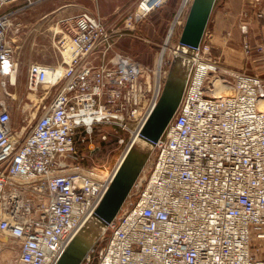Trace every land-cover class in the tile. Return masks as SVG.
<instances>
[{
    "label": "built area",
    "instance_id": "2783aa9c",
    "mask_svg": "<svg viewBox=\"0 0 264 264\" xmlns=\"http://www.w3.org/2000/svg\"><path fill=\"white\" fill-rule=\"evenodd\" d=\"M16 1L0 0V8ZM167 1L141 0L138 14ZM17 13L0 16V238L15 241V264H56L117 168L86 167L78 148L98 126L142 128L158 102L162 60L152 88L151 72L114 52L112 31L89 13L73 16L57 35L60 62L27 68L26 90L53 94L19 136L8 104L18 76L8 37ZM191 51L177 113L152 145L148 174L98 239L96 264H264V80L220 70L206 45Z\"/></svg>",
    "mask_w": 264,
    "mask_h": 264
},
{
    "label": "rangeland",
    "instance_id": "374dc122",
    "mask_svg": "<svg viewBox=\"0 0 264 264\" xmlns=\"http://www.w3.org/2000/svg\"><path fill=\"white\" fill-rule=\"evenodd\" d=\"M179 1L180 0H168L166 3L168 4L169 2L170 4H168V8L165 4L160 9L151 12L145 17H141L138 14V6L141 2L140 0L127 15L125 14V21L129 20L127 27H130L131 31H136L135 26L137 24L146 27L149 26V23L145 22V20L151 17L153 13L166 7V25L157 30L158 32H149L148 35L149 38L157 41V47L143 41L144 39L142 36H145L143 33L141 36L139 33L135 32V34L133 33L130 35L131 37L135 36V38L130 37V41H127V38L124 35L127 34V31H129L127 29L122 30L124 32H122V34L120 33V35H124V37L119 38L114 47L115 53L123 57L130 58L138 63L146 75L151 72L149 73V76L152 88L156 83L154 76L155 71L157 76L160 73V65L158 66L157 63L155 64V59L165 51L162 58L160 77V83L162 84L160 92L161 88L164 86L163 84L168 74L170 64L175 58L173 53L178 47V38L193 2V0H189L185 9L179 14V16L177 15V17H175L174 15L173 19V12L176 9L175 6L180 3ZM234 9L238 17L235 19L236 22L244 19V17L239 18V14L241 12L242 14H247L249 16L247 18L248 20H250L251 17L252 23L248 25L247 33L245 35L242 34L240 28L238 29V24L236 23L235 29L224 32L221 37L222 41L225 42L227 55L219 58V54L221 53L215 50L217 48L213 46L215 49H212V46L209 43H206L210 49L209 56L211 59L213 58L212 60L217 58L220 59V61L218 59L219 62L215 60L220 70L235 73L243 72L264 80V4L261 1L241 0L240 3L237 5L235 4ZM15 12L18 13L12 20L8 37L13 43L14 59L18 63V76L16 80V87L9 90V93L12 95V99L8 100V104L11 109V127L17 135L23 136L28 126L32 125L39 117L40 107L48 103L51 95L53 94L52 90L45 87L39 88L34 93L28 92L26 90L27 68L31 64L53 67L60 62V55L58 54L55 46L57 37L54 34H60V27H41L40 31H36L35 29V34H33L31 26L26 22L27 17L25 15V4H21V1H19L7 4L0 8V16ZM168 13H170L169 16ZM254 13L255 16H262L260 18H252V14ZM158 19V17L152 16L149 22H153V25L156 26ZM171 31L172 34L167 42L166 39ZM202 44L204 45V39L201 45ZM145 61L148 63H144ZM224 62L226 64H224ZM94 63L99 64L100 60L96 59ZM227 65H229V67ZM218 78H220V74L217 73L216 75H213L210 79L211 83ZM226 93V91H223V95H226ZM131 131H133V129H131ZM102 136L106 137V141H102ZM132 138L133 134L131 133L118 130L111 126H98L94 129V133L90 137L89 142L82 147H79L78 150L86 157V161L84 163L86 167L100 169L103 173L111 172L122 160L123 155L132 141ZM120 141H122V143H119ZM147 159L144 168L142 169V174H140L141 176L139 175L137 178L139 181L136 186L141 183L143 176L148 174L152 166L154 154H151ZM107 236L108 233L105 234V238ZM253 244V246L259 245L258 242H254ZM100 246H102V244L98 242L95 247H93L95 254L91 256L88 264H96V252ZM17 254L18 249L15 241L11 239L3 240L0 238V264H15ZM82 264H86V262H83Z\"/></svg>",
    "mask_w": 264,
    "mask_h": 264
},
{
    "label": "water",
    "instance_id": "95a60500",
    "mask_svg": "<svg viewBox=\"0 0 264 264\" xmlns=\"http://www.w3.org/2000/svg\"><path fill=\"white\" fill-rule=\"evenodd\" d=\"M215 1L216 0H202L198 6L196 0L192 2L179 37L178 47H185L189 50L198 49L202 43ZM174 61L175 58L170 64L160 98L139 131V138L151 146L159 140L165 128L175 115L189 76L190 67L181 76L175 71ZM144 165L145 163L143 162L126 158L117 166L112 181L93 215V218L104 227L110 224L117 216L126 197L141 174ZM85 234V228L78 232L56 264L83 263L84 259L99 239L98 238L83 254L73 259V251L81 240H83Z\"/></svg>",
    "mask_w": 264,
    "mask_h": 264
},
{
    "label": "crops",
    "instance_id": "0c3cea01",
    "mask_svg": "<svg viewBox=\"0 0 264 264\" xmlns=\"http://www.w3.org/2000/svg\"><path fill=\"white\" fill-rule=\"evenodd\" d=\"M19 1H21V4H25V15L27 17L26 22L28 25L31 26L33 30L32 32L33 34H35V29L36 31H40L41 27H45V26H51V27L59 26L60 32L64 33L63 28H66L69 25L68 23L65 22L66 20L81 13H89L92 16H94L96 19H98L99 22L104 27H107V29H109L116 35V42L119 40V38H123L124 35L127 38L126 40L130 41V37H131L130 35L133 33L135 34L136 32L139 33V35L141 36L143 33V35H145L142 36L144 39L143 41L152 44L154 47H157L156 44L157 41H154L155 39H151L148 37L149 32H158L157 30H159L162 26L166 25L167 17H165V12H166L165 8L166 7L168 8L170 5L168 2L169 5L166 4V7H164L160 11L153 13L151 17L146 19L145 22L149 23V26L146 27L137 24L135 26L136 31H131L130 27H127L129 20L125 21V17H126L125 14L127 15L129 11L133 9L136 3H138L140 0H27V1L19 0ZM240 1L241 0L215 1L203 39H204V45L207 46V44L209 43L212 46V49H215L213 48V46L217 48L215 50L221 53L219 54V58L225 57V55H227L225 42L222 41L221 39L223 33L235 29L236 23L238 24V29L241 26L248 27V25L252 23L251 17L250 20H248L247 18L249 16L247 14H242V12L239 14V18L244 17V19L243 20L241 19L238 22H236L235 19L238 17L235 13L236 11L234 9V6L235 4L237 5L238 3H240ZM175 7L176 9L173 12V19H174V15L175 17H177V15L179 16V14L182 12L180 10V3ZM169 15L170 13H168V16ZM152 16L159 18L157 20L156 26L153 25V22H149ZM255 17H256L255 13L252 14V18ZM126 29L129 30L127 31V34L120 35V33L122 34V32H124L122 30H126ZM54 34L57 37V34L56 33ZM131 38H135V36ZM167 40L169 41L168 37L166 41ZM219 58L214 60L218 61ZM158 60L159 57L155 59V64L158 62ZM146 62L147 61H145L144 63ZM224 64L226 63L224 62ZM227 66L229 67V65Z\"/></svg>",
    "mask_w": 264,
    "mask_h": 264
},
{
    "label": "bare ground",
    "instance_id": "6f19581e",
    "mask_svg": "<svg viewBox=\"0 0 264 264\" xmlns=\"http://www.w3.org/2000/svg\"><path fill=\"white\" fill-rule=\"evenodd\" d=\"M201 1L202 0H196L197 6L200 4ZM153 2H155V0H150V3L151 4ZM171 34H172V31L170 32V34L168 36V39L171 36ZM167 42H168V40H167ZM167 42H166V44H167ZM164 52H162V54L159 56V60L157 62V65L158 66L161 63V60H162L163 55H164ZM192 53L193 52L191 50H189V49H187L185 47H179L177 49V51H175L173 53L175 55V61H174V63H175L174 65L175 66H174V68H175V71L177 72V74H180L182 76V74H184L185 71L187 69H189V67H190V61H189V59H188V57L186 55L187 54H192ZM216 87H218V85H216ZM162 89H163V87L161 88V92H162ZM223 91H225V90L222 87H218L217 88L216 95H222L223 94ZM161 92H159L160 94H159V96L157 98L158 100H159V97L161 95ZM158 100H156V102ZM176 113H177V111H176ZM174 117H175V115L173 116L172 120L174 119ZM172 120L170 121V123L172 122ZM139 131L140 130H137L133 134L132 141L130 142L129 147L127 148V150H126L125 154L123 155V158L120 161V163L118 164V166L126 158L127 159H130V160H137V161H140V162L145 163L146 162V159L149 158V156L151 155L152 146L149 145V144H147V143H145V142H143L139 138ZM141 174H142V172H141ZM138 181H139V179L136 180V182L134 184V187L136 186V184H137ZM83 228L86 229V234L84 235L83 240H81V242L79 243V245L77 247H75L76 249H74V251H73V259H74V257L76 258L78 255L80 256L81 254H83L95 241H97L98 238H100L102 236V234L104 233V230H105V227L102 224H100L97 220H95L94 218H89L84 223V225L79 229V231L81 229H83ZM78 232L75 234V236L73 237V239L71 240V242L74 240V238L76 237V235L78 234ZM69 244H68V246H69Z\"/></svg>",
    "mask_w": 264,
    "mask_h": 264
}]
</instances>
